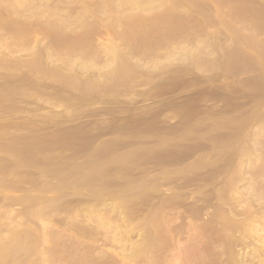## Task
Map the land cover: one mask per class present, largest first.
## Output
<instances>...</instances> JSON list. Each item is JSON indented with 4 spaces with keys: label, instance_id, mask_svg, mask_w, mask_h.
<instances>
[{
    "label": "rangeland",
    "instance_id": "374dc122",
    "mask_svg": "<svg viewBox=\"0 0 264 264\" xmlns=\"http://www.w3.org/2000/svg\"><path fill=\"white\" fill-rule=\"evenodd\" d=\"M263 124L264 0H0V264H264Z\"/></svg>",
    "mask_w": 264,
    "mask_h": 264
},
{
    "label": "bare ground",
    "instance_id": "6f19581e",
    "mask_svg": "<svg viewBox=\"0 0 264 264\" xmlns=\"http://www.w3.org/2000/svg\"><path fill=\"white\" fill-rule=\"evenodd\" d=\"M144 5V4H143ZM143 9H145V7H143ZM121 25V24H120ZM130 47V46H129ZM72 50V49H71ZM133 52V51H132ZM122 57V56H121ZM124 61V60H123ZM126 62V61H125ZM127 63V62H126ZM128 64V63H127ZM124 65V64H123ZM125 66V65H124ZM123 67V66H122ZM123 68H125V67H123ZM131 68V67H130ZM132 69V68H131ZM114 71V70H113ZM42 72V71H41ZM116 75V74H115ZM120 77V76H119ZM264 125V124H263ZM245 146V145H244ZM243 147V146H242ZM245 148V147H244ZM246 150V149H245ZM248 150V149H247ZM251 150V149H250ZM248 152V151H247ZM235 153V152H234ZM253 153V152H252ZM244 156V155H243ZM246 164V163H245ZM249 173H251V172H249ZM214 174V173H213ZM247 174V173H246ZM242 175V174H241ZM253 175V174H252ZM243 176V175H242ZM244 177V176H243ZM239 179V178H238ZM225 182V181H224ZM224 182H221V183H224ZM228 182V181H227ZM235 186V185H234ZM218 187V186H217ZM222 187V186H221ZM227 187V186H226ZM236 187V186H235ZM223 191H224V189H223ZM218 192V191H217ZM221 194H222V192H221ZM254 194V193H253ZM226 195V194H225ZM217 196V195H216ZM229 196V195H228ZM255 196V195H254ZM261 197V196H260ZM221 198H222V196H221ZM257 198V197H256ZM261 199V198H260ZM224 200V199H223ZM228 200V199H227ZM243 202V201H242ZM229 210H231V209H229ZM239 212H241V211H239ZM231 213H232V211H231ZM233 213H234V211H233ZM242 213V212H241ZM240 213V214H241ZM257 213V212H256ZM200 214V213H199ZM237 214V213H236ZM252 214V213H251ZM198 215V214H197ZM262 215V214H261ZM250 216V215H249ZM256 216V215H255ZM227 217V216H226ZM252 217H254V215L252 216ZM228 218V217H227ZM256 219V218H255ZM246 223V222H245ZM246 224H248V226H249V224H250V222H247ZM252 224V223H251ZM256 225V224H255ZM236 226V225H235ZM231 227V226H230ZM237 227V226H236ZM239 227V226H238ZM256 227V226H255ZM246 228V227H245ZM251 228V227H250ZM231 229H233V228H231ZM248 230H250L249 228H247ZM238 230V229H237ZM251 235V234H250ZM249 237V236H248ZM249 238H251V237H249ZM14 251V250H13Z\"/></svg>",
    "mask_w": 264,
    "mask_h": 264
}]
</instances>
